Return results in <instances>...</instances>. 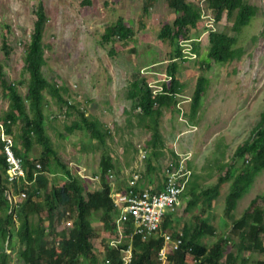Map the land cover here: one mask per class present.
Masks as SVG:
<instances>
[{
	"label": "rangeland",
	"instance_id": "374dc122",
	"mask_svg": "<svg viewBox=\"0 0 264 264\" xmlns=\"http://www.w3.org/2000/svg\"><path fill=\"white\" fill-rule=\"evenodd\" d=\"M185 1L200 7L204 18L200 29L180 38L183 57L169 60L170 43L162 40V34H165L166 26L174 25L179 15L169 7L167 0H157L147 12L145 0H0V119L9 112V96L3 88L1 75L7 86L13 83L17 87V93L24 101L29 94V75L24 72L25 56L38 19L36 12L42 3L47 19L42 41L46 65L42 73L50 84L64 93L67 102L77 107L79 101H84L85 108L90 107L91 116L101 119L104 130L111 133L106 139V148L114 161L118 180L129 179L132 173L146 172L148 159L159 170L151 175L155 178L174 160L173 153L182 154L183 160L191 159L193 174H199L203 179L204 186L197 189L199 192L216 184L220 176L233 177L236 170L223 168L243 167L240 160L233 159L235 151L249 139L264 113V0H245L246 5L258 9V16L237 37L235 48L242 52L241 59L227 65L209 60V35L213 31L233 35V22L226 14L216 21L208 0ZM122 18L134 31V36L127 41H106L107 29ZM5 42L9 56L3 49ZM195 48H198L197 53H193ZM174 63L178 66L176 76L183 88L176 97L177 106L161 109L158 122L163 148L158 146L162 155L155 160L147 144L151 131L144 126L149 121L141 116V112L132 109L134 102H127V96L132 84L142 78L153 90L160 91ZM200 77L207 79V88L196 120L190 121V98ZM46 99L45 113L50 118L48 132L57 152L75 174L80 172L79 182L87 189L100 190L103 148L95 147L97 142L86 130L69 134L68 126L82 124L77 110L54 100L51 94L46 93ZM118 102L121 104L115 109ZM28 114L32 115L29 111ZM4 125V121H0V142L15 138V144L17 141L16 145H19L25 123L19 122L15 126L14 135L2 136ZM43 148L35 146L30 155L40 159ZM51 159L53 166L58 168L56 160ZM247 160L250 161L249 155ZM88 176L95 177L97 182L90 181ZM64 182V179H58L53 185L60 186ZM233 182L231 179L226 183L220 198L212 203L209 222L216 229V237L225 234L231 240L227 252L236 253V245L241 239L238 232L233 231L234 222L242 217L255 197L264 194V169L253 179L244 196L237 200L232 217L222 221ZM37 202L40 204L39 200ZM258 203L264 205V199ZM202 214L198 207L194 210L186 207L177 217L178 223L174 222L175 228L183 231L185 225L193 222L199 225ZM42 216H48L47 210ZM70 216L59 224V230L72 228L67 225ZM92 227L96 231L97 253L103 256L102 252L110 246L109 233L102 231L103 222L96 218ZM216 237L208 236L203 242L211 246ZM262 240L264 242V235ZM9 253L15 260L17 252ZM242 256L240 264L264 262V254L257 250Z\"/></svg>",
	"mask_w": 264,
	"mask_h": 264
},
{
	"label": "trees",
	"instance_id": "16d2710c",
	"mask_svg": "<svg viewBox=\"0 0 264 264\" xmlns=\"http://www.w3.org/2000/svg\"><path fill=\"white\" fill-rule=\"evenodd\" d=\"M147 6L146 12L149 6L154 5L157 0H145ZM169 7L179 15L174 25L166 26L165 34H162V40L164 42L169 41L171 54L169 60L181 59L182 49L180 48L179 40L182 37H188L192 30L200 29L202 22V9L193 3H187L185 0H167ZM211 10L216 15V21H220L222 15L226 14V17L230 22H233L231 32L233 35L227 33L211 32L209 35L210 45L208 48L209 60L218 63L219 65H227L238 61L242 57V52L238 51L237 47L238 35L242 30L248 28L254 19L258 16V9L254 6L245 4V0H208ZM37 21L34 25V33L31 37L30 45L26 51L25 56V69L24 72L29 75V94L25 101L17 93V87L15 85L6 84L3 76L2 85L9 96V112L6 114L3 120L5 134L14 135L15 126L19 122L25 123L23 127V133L21 135V143L16 145L17 154L23 158L24 166L26 170V177L21 178L20 187L21 191H25L26 181H32L34 178V170L39 162L43 170L53 174L61 173L67 177V182L62 187H53L51 192L46 198V203L53 206L50 209L51 224L49 229L55 232V227L52 224L54 222V210L64 207V215L68 212H77L73 229L70 232L69 239L64 240L61 249V258L67 260L66 264H88L89 262H81L80 259L84 258L86 261H90L91 264H106V257L113 264H123L120 258V252H108L106 255H100L95 253L91 240L95 237L96 231L92 227V220L95 218L103 222L102 231H110L114 233L116 231V223L113 220L114 205L110 198V187L106 182L107 174L111 170H114V164L112 156L109 154L106 148V139L111 133L108 130H104L103 123L100 119L93 117H87L85 113L78 112L79 117L82 119V124H74L68 126L69 134H74L79 129L89 132L92 140L97 142L96 146H101L103 152L100 162V174L102 176V191L88 192L86 193L85 186L80 181V177L75 174L68 163H65L60 154L54 146V142L48 132V120L50 118L46 115V93L51 94L52 98L64 106H68L69 103L64 97V93L58 88L50 84L44 77L42 70L46 65L45 49L43 47L44 30L47 24V19L44 14L42 3L36 12ZM134 36V31L127 26L125 20L122 18L116 24L110 26L105 35V40L108 42L115 41L117 39L127 41ZM3 49L7 56H9L8 46L6 42L3 45ZM198 48L193 49V53H197ZM178 66L176 63L172 65L171 70L168 72L169 80H166L162 84V90L154 93V90L150 87L143 78L140 81H135L130 89L129 99L134 102L132 109L137 108L141 111V116L147 118L149 123L145 124L150 131L151 136L148 139L147 144L150 147L151 154L158 158L162 155L163 139L159 130V118L162 115V108H169L176 105V97L180 94L183 85L178 82L176 72ZM207 88V79L205 77L198 78L193 94L190 98V121L196 120L197 113L200 109V104L203 96L205 95ZM156 105V109L153 106ZM80 105L73 107V110L80 111ZM28 111L33 115L28 114ZM22 120V121H21ZM85 126V128H83ZM17 144V141H16ZM40 145L44 147V151L40 159L33 158L30 153L34 147ZM160 147V149L158 148ZM3 143H0V149L2 151ZM86 147V146H84ZM25 150V151H24ZM0 151V264H11L13 259L5 251V245L9 241L11 246L16 244L11 240L12 226L11 218L7 215L6 199L4 196V181H6L7 162L6 156ZM24 151V152H23ZM250 156V161L247 160V156ZM174 160L172 161L173 167H178L180 162L178 155L173 153ZM153 157V158H154ZM56 160L58 168H55L52 163V159ZM234 160L238 159L242 162L243 167L238 169L236 167L225 166L230 171L236 170V174L232 177L230 175L220 176L218 181L213 186L202 189L200 192L197 190L199 187L204 186L203 179L199 174L193 175L192 163H189L188 169L192 170V179L187 188L190 192L191 198L187 202V209L194 210L197 207L200 212H203L202 217L199 218L200 224L195 222L185 225L182 236L175 228L174 221H165L163 229L165 233L173 234L174 239L179 238L181 245L175 252H169V259L172 264H240V260L243 257L244 251H255L264 254V242L262 235H264V205H259L258 201L264 199V194L258 196L253 200L250 206L245 210L242 217L234 222L233 231L238 232L241 239L239 244L236 245L237 250L235 252L228 251V240L225 234L218 235L216 237V229L209 222L210 209L212 203L216 200L220 194L221 189L226 183H230L231 179H234L231 184L232 192L228 196L225 218L230 219L232 217V211L235 209L237 199L244 196L253 183V179L264 169V113L261 116V121L258 126L253 130L249 139L245 144L240 147L234 157ZM147 173L156 174L157 167L154 166L148 159L146 161ZM190 176V177H191ZM53 179L52 181H56ZM48 178L42 174L37 177V184L46 189L48 185ZM15 188H17L15 184ZM31 190V189H30ZM28 191V198L24 203L23 213L19 212L20 227L16 233V239L24 246L19 252L18 257L21 258L25 264H43L47 262L45 256L54 257V250L47 249L43 244H37V239H43L38 237L37 234L41 231L42 223L44 220L39 216L41 206L32 202V197L41 196L42 188L35 186L32 192ZM86 195V196H85ZM202 203V204H201ZM33 205V206H32ZM32 206L33 209L28 207ZM2 213V214H1ZM36 214V215H35ZM35 215V216H34ZM98 215V216H97ZM33 220H30V217ZM61 216H59V219ZM223 221V220H222ZM175 223H178L176 219ZM224 224V222H223ZM128 228V233H131V225ZM13 235V234H12ZM59 235L65 236V233H59ZM216 237L215 242L211 246H207L203 240L206 237ZM38 237V238H37ZM10 238V239H7ZM246 241V243H245ZM164 240L162 238H155L154 236L148 237L143 241L140 237H136L133 242V254L134 264H160L157 253L163 247ZM121 248L128 249L129 246H121ZM225 260L222 263V260ZM244 263V261H243ZM50 264H57L56 260L50 262ZM258 264H264L260 262Z\"/></svg>",
	"mask_w": 264,
	"mask_h": 264
},
{
	"label": "clouds",
	"instance_id": "9594fccd",
	"mask_svg": "<svg viewBox=\"0 0 264 264\" xmlns=\"http://www.w3.org/2000/svg\"><path fill=\"white\" fill-rule=\"evenodd\" d=\"M202 15H203L202 20H203L204 13H202ZM213 32H215V31H213ZM169 78L166 80H169ZM157 92H160V91L154 90V93H157ZM114 97L119 98V96H114ZM81 98L82 97H78L77 99H81ZM90 99L92 101L95 100L92 97H90ZM129 101H131V100L129 99V95H128L127 96V102H129ZM68 103H69L68 108L73 109V108H71V106L76 107V104L73 105L69 101H68ZM79 103L80 104H78V105H80V109H79L80 111H77V112L85 113L86 115L92 117L91 114L89 113L90 107L85 108L84 101H79ZM176 106H177V104H176ZM156 107L157 106L154 105L153 109H156ZM135 110L141 112L139 108H137ZM2 127H3L2 136L7 135V134H5L4 126H2ZM14 140H15V138L14 139H11V138L10 139H4L3 141H1V142H3L2 151L0 149L2 154L6 156V162L8 165L7 173H6V181H4V190H5L4 196H5L6 204H7L5 207L7 210V215L11 218V222H12V226H10V230H11L10 234L12 236L11 240L16 242V244H14V246H11L10 244H12V243L7 241V243L4 247L5 251L11 256V258H13L14 256L11 255V253H9V251H12V252L16 251L17 252V255L15 256V260H13L12 263L16 262V263H20V264H25V262L21 258L18 257V252L22 248H24V246H22L19 243V241L16 239V235H17L16 233L18 232L19 227H20V219H19L18 215H19L20 211H21V214L23 213V209L25 208L24 203L28 198H30V195L28 196V191L31 189L30 192H32L33 187L38 186V187L42 188L41 196L39 197L37 195L35 197H32V202H34V204H38L41 206L40 211L36 212V214L40 213L39 216L44 220V222L42 223L43 228L37 234L38 237H43V239H39V240L37 239V244H43L46 246L47 249L54 250V252H55V256L53 258L50 256H45V259L47 260V262H45L43 264H50V262H52L54 260H56L57 264H66L68 259L64 260L61 258V253H62L61 246H62V243L64 242V240L69 239V235H70L71 230L73 229V224H74L77 212L76 211L71 212V213L68 212L66 215H64V213H63L65 210L64 207H60V209H55L54 210V222L52 223L55 227V232H53L52 230L49 229V225L51 224L50 209L53 206L50 204V202L46 203V198H47L48 194L51 192L53 187L58 188V187H62L63 185H65V183L67 182V177H65L61 173L53 174L54 177H52L50 175V173H47L43 170L42 165L38 162L36 165V169L34 170L33 180L32 181H26L25 182L26 183L25 191H21V187L19 184L22 180L21 178L26 177V170H25L26 168L24 166L23 158L17 154L16 144H15ZM242 146H240V147H242ZM238 149H236V151ZM146 151L147 150L144 149V152H146ZM236 151H235V153H236ZM177 155H178L179 162H180L179 166L173 167V164L171 161L168 163L165 170H163V172L155 178H153V176H151V174L147 173V171H146L143 174H142V172L132 173L131 177H129V179H126V180H118V175H117L116 171H114L115 168H114V170H111L110 173L107 174L106 182L108 183V185L110 187L109 196L112 199V202L114 205V210L112 213H113V220L116 222V223H114L116 225V231L114 233H112L110 231L104 232V230H103L104 233H106V232L109 233V235L107 233L106 234L108 235V239L110 242V246L108 247V249L106 248V251L104 250V252H102L104 255L107 256L108 252L117 251V252H120V258H121V262L123 264H134L133 242L135 241V238L140 237L143 241H145L148 237L154 236L155 238L159 237V238H162L164 240L163 247L157 253L159 261L161 262L160 264H167L166 262H168L169 264H172L171 260L169 259V252L170 251L175 252L176 250H178L179 246L181 245V240L179 238L174 239L173 234L170 235L169 233H165V231L161 228L163 227V224L165 221H168V222L174 221L175 222L177 217L182 213V211H184L186 209L188 197L190 196V192H189V190H187V188L190 184L192 176L194 175L193 174L191 176L192 170H189L188 166H187L188 162L191 159L188 160L186 158L185 160H183L182 154L177 153ZM153 159H155V158H153ZM155 160H157V159H155ZM140 161H142V160H140ZM18 163L21 165L20 170H17V164ZM158 171L159 170L157 169V172ZM42 174H44L48 178V180H49L48 184L53 179H57V180L58 179H64L65 182L63 184H61L60 186L59 185L54 186L53 181H52L50 183V188H48V185H47V187L45 189L44 187L38 185L37 184L38 182H36L37 177L39 175H42ZM79 175L82 178L80 172H78V176ZM88 178L92 182H97L95 177L92 178V177L88 176ZM101 178H102V176L99 178V181H98V182H100V185H101L100 190L99 189H97V190L96 189H94V190L87 189V187L84 185L85 189H86V193L102 191L103 188H102ZM145 179H147V182ZM170 180H174L177 183V189L180 190V192L177 194L178 197H177L176 202L174 204L164 206L162 208L161 213L159 215H156V219H155L156 227L150 228L148 223L144 222L142 219L137 221L135 219V217L132 216L131 213H128L127 208L129 206V203L127 201H125V198L134 197L136 195L142 196L144 194H149L151 197L152 196H159L161 193H164L167 191L168 184H169ZM15 184H16L17 188H15ZM230 188L232 191L233 189H232L231 185H230ZM220 195H221V191H220L218 198H220ZM257 197H255L253 200H255ZM227 199H228V197H227ZM38 200L40 201V204L37 202ZM251 202H250V204H251ZM32 206L28 207V210L33 209ZM45 210H47L48 216H46L44 218L42 216V212ZM55 213H57V215ZM70 214H71V216H70L71 220L69 219L67 221V225H68V227H72V228L59 230L60 225L65 221V218H67L68 215H70ZM34 216H31L30 220H33ZM59 216H61L60 219H59ZM225 219L226 218L223 217L222 220L224 221ZM92 222H93V220H92ZM130 222H132L131 233H128V228H130V225H129ZM45 223H48V224L46 225ZM69 225H71V226H69ZM176 231L179 232L180 237H181L183 231H180V230H176ZM103 232H102V234H103ZM59 233H65L66 235L65 236L59 235ZM94 238L91 240V243L94 247V250H95L94 252L97 253L96 245H94ZM7 239H10V238H7ZM204 240H206V238ZM126 245L129 246L128 249L121 248V246H126ZM15 246H18V248H15ZM102 247H103V245H102ZM103 249H105V247H103ZM245 252H248V251H244L243 253H245ZM80 261L81 262H89L88 264H91L90 261H86L84 258L80 259ZM28 264H32V263H28ZM106 264H113L112 261L109 260L108 256L106 257ZM188 264H193V263H188Z\"/></svg>",
	"mask_w": 264,
	"mask_h": 264
},
{
	"label": "built area",
	"instance_id": "2783aa9c",
	"mask_svg": "<svg viewBox=\"0 0 264 264\" xmlns=\"http://www.w3.org/2000/svg\"><path fill=\"white\" fill-rule=\"evenodd\" d=\"M20 169L21 165L18 163L17 170ZM179 192L180 190L177 189V183L174 180H170L167 191L161 193L159 196L151 197L149 194H144L142 196L136 195L134 197L125 198V201L129 203L127 208L128 213H131L137 221L142 219L154 228L156 227V215L161 213L164 206L174 204Z\"/></svg>",
	"mask_w": 264,
	"mask_h": 264
},
{
	"label": "crops",
	"instance_id": "0c3cea01",
	"mask_svg": "<svg viewBox=\"0 0 264 264\" xmlns=\"http://www.w3.org/2000/svg\"><path fill=\"white\" fill-rule=\"evenodd\" d=\"M112 99L117 100L116 98H112ZM120 104H121V102H118V103L116 104V106H114V108L117 109L118 105H120Z\"/></svg>",
	"mask_w": 264,
	"mask_h": 264
}]
</instances>
